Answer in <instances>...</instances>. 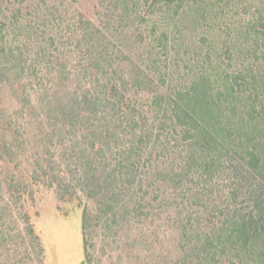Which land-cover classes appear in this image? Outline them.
I'll list each match as a JSON object with an SVG mask.
<instances>
[{
    "label": "trees",
    "instance_id": "obj_1",
    "mask_svg": "<svg viewBox=\"0 0 264 264\" xmlns=\"http://www.w3.org/2000/svg\"><path fill=\"white\" fill-rule=\"evenodd\" d=\"M114 1L124 15L138 6ZM184 1L140 3L141 20L155 7L164 12L151 33L160 24L177 53L189 47L181 27L193 35L205 23L209 36L227 21ZM44 4L0 0L2 262L44 264L36 219L49 195L62 216L79 212V264H92V223L110 211L122 175L140 187V225L160 214L174 229V255L162 264H264V0H251L250 16L202 47L193 66L172 72L154 61L151 75L125 72V61L107 54L109 29L95 39L98 29L78 19L65 35ZM33 141L54 146V160ZM71 166L82 187L75 192Z\"/></svg>",
    "mask_w": 264,
    "mask_h": 264
},
{
    "label": "rangeland",
    "instance_id": "obj_2",
    "mask_svg": "<svg viewBox=\"0 0 264 264\" xmlns=\"http://www.w3.org/2000/svg\"><path fill=\"white\" fill-rule=\"evenodd\" d=\"M7 1L11 3V0ZM135 1L138 6L133 8V12L128 15L122 13L114 0H45L44 12L55 21L58 31H66L65 35L70 34L71 37L74 36V30L69 25L77 22L78 19L89 21L98 29L94 31L95 39L101 35L97 31H103L104 28L109 29L107 54L113 56L114 59L125 61L127 65L125 72L139 71L151 75L155 72L151 64L154 61H157V65L167 66L166 71L172 72L174 68L183 70L185 66H193L194 61L204 55L201 51L202 47H205L209 41L220 42V37L225 38V33L229 31L231 22L240 21L241 23L253 11L250 5L251 0H185V5L188 6L197 1L200 5H207V11L210 7L214 8L207 17L212 15L213 11H217L221 16L224 14L227 21L213 25L209 36L205 33V23L193 35H191L192 32L189 34L186 26L181 27L179 24L184 33H187L184 34L183 40L189 47H183L185 50L182 49L177 53L179 45L176 37L169 36L166 39L167 42H160L161 44L166 43V49L160 48L159 40H165L160 39V24L157 25L154 33H151L153 21L158 23L166 18L161 8L155 7L153 13H147L141 20L140 15L142 16L143 13L140 10V3L142 0ZM179 17L180 15H177L174 18L176 20ZM81 33L83 32L77 31L76 35ZM119 50L122 54L117 53ZM75 56L79 58V55ZM129 61L133 64L128 66ZM33 144L39 147V155L47 161H53L54 155L58 154L54 146H47V143L43 141H33ZM62 160L65 161L66 157ZM69 170L72 171L70 175L72 180H70L68 189L73 188V192L82 189L76 180L79 177L76 168L71 166ZM115 193L117 197L115 195L110 211L104 214L102 219L97 218L92 223L91 242L94 245L92 264H162L168 262L174 255V229L163 220H157L158 216L162 217L160 214L151 222L140 225V187L131 186L125 180V176L121 175V181L116 182ZM101 208L100 205L94 204L93 215L99 216ZM38 209L36 229L41 231L44 264H79L83 256L79 212L67 217L62 216L57 211L55 199L49 195L44 197ZM113 213L116 215H112ZM19 249L23 251L22 247ZM26 249V257L33 259L34 249L31 242H27ZM2 254L3 252L0 251V256ZM2 258L3 255L0 264H23L19 258L10 259L7 263L2 262ZM28 264H34L33 260Z\"/></svg>",
    "mask_w": 264,
    "mask_h": 264
}]
</instances>
